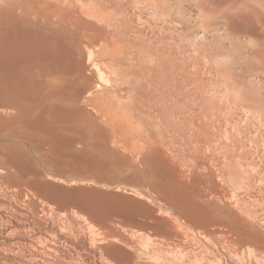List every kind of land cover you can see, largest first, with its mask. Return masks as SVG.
Returning a JSON list of instances; mask_svg holds the SVG:
<instances>
[{
  "label": "rangeland",
  "instance_id": "rangeland-1",
  "mask_svg": "<svg viewBox=\"0 0 264 264\" xmlns=\"http://www.w3.org/2000/svg\"><path fill=\"white\" fill-rule=\"evenodd\" d=\"M10 30L25 44L44 38L42 41L53 47L73 49L82 67L80 74L64 76L79 79L81 75L83 91L77 96L73 90L61 89L59 71L44 70L33 56L29 62L35 63L34 68L28 62L18 69L30 67L42 89L35 95L25 94L24 103L20 99L25 95L4 97V91L18 93L19 81L0 71V102L20 111V116L9 119L7 115L0 120L7 126L0 140L23 154L38 175L44 171L42 163L72 160L74 142H60L55 131L60 134L71 127H84L83 121L73 119L75 112L68 107L81 101L108 130L112 145L127 154L137 169L143 170V159L155 152L156 157L145 162V168L156 178L155 183L158 180L161 195L151 197L137 189H109L52 177L48 180L74 190L105 191L108 194L97 196L167 219L165 225L173 231L179 229L165 209L174 202L170 197L182 194L213 219H219L226 204L253 230L264 233V0H0V39ZM138 53L145 55L144 61ZM60 104L62 114L51 111ZM35 117H41L42 124ZM2 158L7 165L8 158ZM152 167L159 172L153 174ZM1 169V175L8 171ZM15 171L12 166L9 172L16 175ZM124 176L118 173L115 180ZM144 186L152 189L149 183ZM180 187L198 197L185 194ZM115 194L147 201L156 212ZM155 197L162 202L157 204ZM40 199L35 198L39 215H44L43 207L47 212L56 211L59 231L64 222L75 234L80 233V252L60 244L63 254H53L30 239L19 248L8 244L16 255L9 251L7 256L0 239V248L5 246L0 249V264H115L96 244L100 232L111 236L109 243L132 254L134 250L126 244L129 239L157 242L161 236L153 225L164 223H154L142 211L104 208L110 217V228H104L87 220L74 205L59 210L55 203ZM215 224L213 221L210 228L220 234L222 227ZM42 253H51L50 259Z\"/></svg>",
  "mask_w": 264,
  "mask_h": 264
},
{
  "label": "bare ground",
  "instance_id": "bare-ground-1",
  "mask_svg": "<svg viewBox=\"0 0 264 264\" xmlns=\"http://www.w3.org/2000/svg\"><path fill=\"white\" fill-rule=\"evenodd\" d=\"M234 19H236V17ZM246 21L247 20H245V22ZM246 27H248V25ZM11 31L12 30H10V32ZM10 32H5L8 35H5L4 37L2 36L3 38L0 39V71L6 73L8 77L17 79L19 81V89L18 93L13 94L7 89L8 91H4V94L6 95L5 96L3 94L4 97H17V95L22 97L28 93L38 94L40 92L42 89L39 83L40 81L37 82L32 77L31 68H22L23 66H28L26 63H28L33 58V56H35V58L38 57L40 61L39 67L43 68L44 70L55 69L59 71V74L61 75L59 76L58 83L61 89H64L65 91L66 89H69L68 91L70 92L73 90L77 96H81L83 91L82 87L80 86L81 75L78 77L79 79H67L64 77L74 75L75 73L80 74L82 71L80 63H78L74 58L75 54L73 49L64 45L53 47L54 45L51 46L49 43H47L48 41H42L44 38L41 39L40 37V41H35V38L32 37L33 41L35 42H32V39H29L30 44H25L20 39L22 37L19 38L16 32ZM23 39L25 40V38ZM140 53L142 54L143 52ZM140 53H138V55ZM136 54V52H133L132 56H136ZM144 56L145 55H143V57ZM139 57H141L140 59H143L144 61L145 58H143L142 55H139ZM23 63L24 65L21 67L23 70L20 71L18 68H20ZM34 64L30 63V66L32 67ZM58 91L60 92L61 90ZM65 91L64 93H66ZM59 92L57 93V96H60ZM70 95H72V93ZM26 96L27 95H25L23 99H20L19 97L20 101L25 100ZM19 99H17L16 102L19 101ZM21 102L24 103V101ZM57 106H53L54 108H51V111H56L57 113L60 112V114H62L61 112L64 111L62 110L63 105L60 104V106ZM14 110L8 107V105H4V103L0 102V120H3V117H6L7 115L9 119H13L15 116H20L18 115L20 114V111L17 113ZM41 114L43 115V113ZM22 116L25 117L27 115L24 114ZM41 117H35L38 119L34 120L42 124L43 121ZM34 120L32 121L34 122ZM28 122H30V120ZM36 122H34L35 125ZM6 132L7 126L2 121L0 123V139L3 138L2 136ZM51 135L52 134L50 133V136ZM3 142L5 143V141L0 140V149L2 148L0 150V169L4 168L8 171L5 175L0 174V239H3V243L6 245V247H4L6 248V251H8L7 256L9 251L11 254V252L14 250L12 248H7L8 244L9 246H16L19 248L27 245V242H29L28 240L30 239L38 246L45 247L46 250L49 249L48 251H53V254H63L64 251H62V247L60 248V244H64L65 246H69V248H73L77 252H80L78 250V247L81 243L79 238L80 233H77L78 235L75 234V230L71 228L72 226L70 225V227H68V224L66 225L64 222H62L64 225H62V229L59 231L58 227L60 225L58 224L60 221H58L55 216L56 211L47 212L43 207L42 212L44 215H39L40 211L35 198L37 197L39 200H41L40 196L43 197L42 194L44 195L43 189H47L52 185L48 183L46 184L45 181L40 179V173L38 175V172L33 168V166L28 162L23 154L16 153L11 147L3 144ZM2 157L8 158L7 165L6 162L3 163L4 159ZM12 166L17 169V171H15L16 175H11V172H9L11 171ZM153 167L151 168V172H153V174L159 172L158 169L155 170ZM13 176H17L18 180H16ZM26 177H29L27 181H25ZM54 179L66 182L62 179ZM71 182L76 184L78 183V181ZM191 182L193 183V179ZM180 188L185 192V194L190 195L191 193V197H198L196 193L189 192L187 188ZM9 191L13 192L12 196L8 194ZM92 191L93 190L81 188L73 190V194L78 199L85 200V198H88L86 201L91 203L89 205L96 209L104 210L105 208L111 212H116L119 209H123L128 213H141L142 211V213H146L149 219L153 220L154 223H164L153 225L155 233L161 235L157 242L145 241L137 243L135 241H131L130 239L128 241L129 243L126 242V244L134 250V254L123 248H120L117 245L109 243L108 240L111 236L104 232H100L98 235L100 237L95 240L96 244L98 243V248L103 252V255L111 258L115 264H264V233L256 229L253 230V226L251 227L247 222H245L243 220L244 218L242 219L238 213L234 212L230 208H227L226 204L222 207L223 209H221V213H219V219H213L211 218L210 213L196 204L195 201H192L188 196H181L182 194H178L176 196L173 195L175 197H170V199L174 200L173 204L175 203V205L169 204L165 209L166 213L172 216L173 220L175 221V225H177L179 229V231H173L171 228L168 229L167 225H165L169 224L167 219L150 215L147 211H145V209L136 208L131 206L129 203H127L128 205H124L117 200L113 202H107V199H105L104 201L97 196L98 193H95V195L92 194ZM158 199L161 203V199ZM49 200L53 199L49 198ZM77 202H79V207L84 212H87V210L84 209V205L81 204V201ZM43 203L45 204L44 201ZM58 209L60 210L61 208L58 206ZM190 209H192L197 214L192 212ZM61 215H66V213H62ZM41 216L47 219H44ZM85 218L87 220L92 219V223L94 221L96 222L97 220L96 218ZM213 221L216 223L215 225H221L222 228L221 232H219L220 234H216V231L218 230L216 228V230H211L210 224ZM90 227L94 229L97 228L92 224ZM97 230H99V228H97ZM40 234L46 235V237L43 238L42 236H39ZM120 240L124 241L123 238ZM125 240L128 239L126 238ZM25 241L27 242L25 243ZM2 246L0 247L2 248ZM95 247L97 246H94V248ZM35 249L37 251L36 246ZM13 253L16 255L15 252ZM45 254L43 255L45 256ZM50 254L51 253H49V255Z\"/></svg>",
  "mask_w": 264,
  "mask_h": 264
},
{
  "label": "water",
  "instance_id": "water-1",
  "mask_svg": "<svg viewBox=\"0 0 264 264\" xmlns=\"http://www.w3.org/2000/svg\"><path fill=\"white\" fill-rule=\"evenodd\" d=\"M68 107L75 112L76 118L73 119L83 121L84 127L79 129L71 127L68 132H62L60 134L55 131V137L58 138L60 142L61 140H68L69 143L74 142L71 153L72 160L61 164L58 162L42 163L44 171L40 174V179L45 181L46 184L52 185L47 189H43L44 195L42 194V196L47 200L52 198L53 200L49 201L55 203L63 210L70 205H74L88 216V218H96L98 222L95 223H98L104 228H110V217L106 216L105 211L91 207L89 205L91 203L86 201L88 198H85V200L76 198L73 194L74 188H67L60 183L52 182L48 180V177L51 176L65 181H84L85 183H93L99 187H107L109 189H137L144 192L147 196L153 197L156 193L159 197L161 191L158 188V180L155 183L154 181L156 178L149 175L150 172L145 168V162L150 158L156 157L154 154L155 152L143 159V170L137 169L136 166L132 164V160L127 154L112 145L110 133L100 124L98 118L87 106L83 105L81 101H78L70 104ZM73 136H76V138ZM118 173L126 175L124 176L125 179L115 180L118 177ZM135 180H139L138 184ZM144 183H149L152 189L147 190ZM93 190L100 193L101 195L98 194L99 196L108 194L96 188H93ZM115 195H120L119 197L126 199H132L141 204L148 211L156 212V209L147 201L135 199L133 197H125L122 194ZM154 199L157 201V204H160L158 198L155 197ZM77 201H81V204L84 205V209H86L87 212H84L79 207Z\"/></svg>",
  "mask_w": 264,
  "mask_h": 264
}]
</instances>
